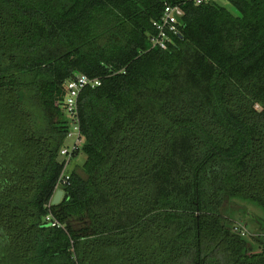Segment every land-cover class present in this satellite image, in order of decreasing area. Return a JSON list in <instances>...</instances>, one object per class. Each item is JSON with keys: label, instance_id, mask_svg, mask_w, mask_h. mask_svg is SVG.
<instances>
[{"label": "trees", "instance_id": "trees-1", "mask_svg": "<svg viewBox=\"0 0 264 264\" xmlns=\"http://www.w3.org/2000/svg\"><path fill=\"white\" fill-rule=\"evenodd\" d=\"M224 1L236 13L0 0V264H264V0ZM167 5L184 17L162 50ZM79 75L102 85L80 95L54 205ZM241 201L263 209L254 235L235 231Z\"/></svg>", "mask_w": 264, "mask_h": 264}, {"label": "built area", "instance_id": "built-area-1", "mask_svg": "<svg viewBox=\"0 0 264 264\" xmlns=\"http://www.w3.org/2000/svg\"><path fill=\"white\" fill-rule=\"evenodd\" d=\"M196 5H203L213 2H220L221 0H193ZM184 17V11L180 5H167L163 11L161 18L154 22L156 30L155 35L151 39L153 48H160L167 50L173 37L181 33L180 23ZM102 85V80L99 78H90L86 75H79L67 82V96L65 99V108L67 114L70 116V128L66 138V145L60 152V158L65 162V167L62 175L56 186V193L60 190L64 191V187L70 185L71 174L69 169L72 161L75 158V153L83 143V135L81 123L79 118V98L81 93L86 88H97ZM65 195V193H64ZM50 221V217H48ZM53 227H61L57 222L52 223ZM235 231L241 236H247L248 232L243 225L235 227Z\"/></svg>", "mask_w": 264, "mask_h": 264}, {"label": "rangeland", "instance_id": "rangeland-1", "mask_svg": "<svg viewBox=\"0 0 264 264\" xmlns=\"http://www.w3.org/2000/svg\"><path fill=\"white\" fill-rule=\"evenodd\" d=\"M223 6L236 13V10L228 4L226 1H220ZM80 163L84 161V156L79 158ZM74 161L71 163L70 168L72 167ZM241 209L236 210L232 213V219L236 224H244L249 230L250 234H256V231L259 229L258 222L263 216V209L255 204H252L247 201H241Z\"/></svg>", "mask_w": 264, "mask_h": 264}, {"label": "water", "instance_id": "water-1", "mask_svg": "<svg viewBox=\"0 0 264 264\" xmlns=\"http://www.w3.org/2000/svg\"><path fill=\"white\" fill-rule=\"evenodd\" d=\"M64 191L60 190L56 193L54 199H53V204L58 205L64 200Z\"/></svg>", "mask_w": 264, "mask_h": 264}]
</instances>
